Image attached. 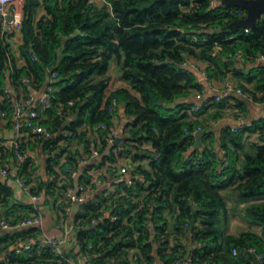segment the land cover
Segmentation results:
<instances>
[{"label":"trees","instance_id":"1","mask_svg":"<svg viewBox=\"0 0 264 264\" xmlns=\"http://www.w3.org/2000/svg\"><path fill=\"white\" fill-rule=\"evenodd\" d=\"M105 1L99 5L90 0H44L46 15L37 21L41 1L26 0L20 47L26 58L24 68H17L10 35L0 29V113L10 111L7 87L38 92L56 72L53 106L45 111L43 122L53 135L65 127L67 139L85 142L83 149L91 156L89 134L105 124L108 130L98 138L103 145L108 143V131L114 128L109 109L116 100L133 119L128 153L135 163L147 161L149 168L137 165L142 179L90 199L74 218L65 216L66 203L59 201L74 182H64L56 173L52 181L32 187V194L44 191L55 197L59 221L73 222L80 252L89 254L92 264H156L154 246L163 264L185 262L188 242L194 246L189 264H232L235 248L246 250L237 256L238 264H252L247 251L258 243L257 237L249 232L228 235L222 228L228 218L223 192H233L239 203H250L249 217L264 221V204L257 202L264 198V126L226 131L220 145L215 144L214 134L200 120L208 106L203 104L202 110L195 111L197 103H189L201 88L194 72L183 63L189 58L215 79L229 78L230 60L239 51L242 58L255 63L264 54V16L247 32L232 26L238 19L230 12L242 9L225 5L224 0H217L214 7L212 0ZM192 35L200 41H192ZM113 60L131 90H118L104 102ZM233 75L241 76L243 70H234ZM23 78L30 79L29 85ZM257 83L264 93V79ZM76 99L74 106H67ZM193 99L197 100L196 94ZM199 130L204 134L200 150L194 149ZM256 133L257 138L251 139L250 134ZM63 136L46 146L53 151L65 140ZM143 145H150L152 151L142 150ZM0 152L4 157L13 155L2 146ZM76 154L69 153L63 166L78 171V156L82 157ZM113 159L114 154L107 155L97 165ZM95 166L87 167L79 183L90 184L88 171ZM30 168L29 161L20 171L27 182ZM12 196L8 184L0 182V217L1 213L9 221L29 217L33 205L28 215L8 218L18 211L10 207ZM101 216L102 221L91 224ZM39 235L35 227L1 232L0 264H66L70 260L65 251L57 258L41 244ZM27 243L32 244L29 250H25Z\"/></svg>","mask_w":264,"mask_h":264},{"label":"crops","instance_id":"2","mask_svg":"<svg viewBox=\"0 0 264 264\" xmlns=\"http://www.w3.org/2000/svg\"><path fill=\"white\" fill-rule=\"evenodd\" d=\"M41 1V6L37 11L36 20L39 21L42 17L46 15V9L44 6V0ZM93 2L99 3V0H92ZM26 0H21L19 2V8L24 16V5ZM9 41L11 44V50L15 55V63L17 68L21 69L26 66V58L21 53L20 47L23 45V35L21 32L13 33L9 36ZM199 66H203L198 64ZM198 78V73L194 67H189ZM243 70V75L235 77L233 75L234 70ZM110 80L108 82V87L105 91L104 102L116 91L121 89H129L131 87L122 80L121 72L115 60L110 64L109 70ZM226 77V76H225ZM227 77L231 78L233 82L243 90V94L238 93H227L224 90V78L214 79L217 85V92L208 91L207 95L202 100H194L196 93H193V98L189 103L206 104L208 106L206 112L200 117V120L205 122L209 126V130L215 136V144L220 145L222 141L223 134L226 131H231L234 133V128L240 127L244 128H259L264 126V93L260 92L258 89V81L264 79V61H251L245 60L244 58H234L230 60V67L228 68ZM47 86V83L40 91H36L37 95H40ZM221 96L223 100L221 102L216 101V97ZM186 100H179L178 103L185 102ZM72 117L70 116L69 119ZM133 119L126 116L125 106L121 103L119 104L115 118L113 119L114 128L118 131V136L121 138L122 147L114 145V142H110L103 145L100 141L99 133L102 131H92L89 134V139L91 141V152L92 155H88L83 149L84 143L78 138L67 139L65 127H62L59 132L54 133L51 137L36 138L35 140L25 139L23 140V145L29 152L35 155V162H32L33 169L31 171V180L29 181L32 187H38L42 182H50L55 178L56 173L60 175V178L66 179V172L62 169L67 167L63 166L66 164L67 157L69 153H79L78 156V172L79 177L86 172L89 165H96L92 170L88 171V175L91 176V198L105 197L107 194L114 189V180L116 174L119 170L126 168L127 171L124 174V178L128 182H132L136 179H142V176L135 170L137 165H142L144 169H148V162L135 163L129 151V130L130 124ZM240 129V130H241ZM65 140L60 141L53 151L52 147H47L46 144L51 139H56L57 137L63 135ZM256 134H250L251 139L257 138ZM16 133L13 130L11 124L1 118L0 116V146L1 142L12 141L16 139ZM116 137V138H117ZM132 145V144H131ZM142 150L152 151L150 145H143L140 147ZM97 152L95 156L94 153ZM76 154V155H77ZM114 154L113 161H106L104 165L99 166L101 159L107 155ZM57 155L59 157H57ZM7 158H10L7 161ZM55 158H57L55 160ZM24 163L19 159L14 157L12 154H8L6 157L0 152V182L7 183L8 186L13 191V196L11 198L10 207L15 206L17 213L14 216H9V219L15 220L17 217H24L29 213V207L33 205L31 196L26 193L21 186L18 184L16 175H22L21 170ZM9 167L13 175L9 177H3L1 174V168ZM62 167V169H61ZM64 167V168H63ZM55 172V173H54ZM97 179L96 184L93 181ZM65 182V180H64ZM79 182V178L77 180ZM223 194L226 197L227 207H228V218L226 221L222 222V228L226 230L228 235L239 236L242 233L249 232L257 237V244L250 247L247 251L252 257L254 264L255 259L252 254L253 249L264 255V221L259 219L255 220L249 217L247 208L250 203H239L236 200V196L231 191H225ZM55 197L51 195H46L44 191L40 194V199L36 203L39 208V213L43 218V223L37 228L40 232L39 240L48 239H61L68 237L69 244L65 246L64 251L70 254V260L74 264H86L83 254L80 252L79 246L77 244L74 232V224L71 220H68L65 225L61 224L56 213V204H54ZM59 201H63L60 198ZM260 204H264V198L257 201ZM3 211V210H2ZM1 211V212H2ZM0 218H6V213H1ZM62 225V226H61ZM4 232V231H1ZM0 232V233H1ZM194 246L188 242V248ZM240 253L245 252L244 248H239ZM191 251V252H192ZM153 255L155 257L156 264H163L158 256V246H154ZM239 253V255H240ZM4 255V254H3ZM233 255V254H232ZM235 261L232 264H238L236 262L237 256H234ZM3 259V257H1ZM257 264V263H256Z\"/></svg>","mask_w":264,"mask_h":264},{"label":"built area","instance_id":"3","mask_svg":"<svg viewBox=\"0 0 264 264\" xmlns=\"http://www.w3.org/2000/svg\"><path fill=\"white\" fill-rule=\"evenodd\" d=\"M21 0H0V29L12 35L16 32H21L22 24H23V14L21 9L19 8V2ZM92 1V0H90ZM100 2H106L105 0H99ZM218 3L217 0L211 1V7L216 6ZM233 17H236L238 20L243 19L246 17L245 10H238L230 12ZM11 17L8 20V17ZM226 21H228L226 19ZM245 31L249 32L251 29H244ZM192 41L199 42L200 39L195 35L191 36ZM206 41V39H204ZM221 47L219 45L216 46V51H220ZM235 58H242V52L239 51L235 54ZM256 61H264V54H260ZM183 66L187 67H194L198 73V78L196 80V84L201 88L196 92V99L202 100L208 93V91L217 92V85L214 79L210 76L209 72L206 70L204 66H199L193 60L186 58ZM58 79V74L56 72H52L49 78L48 84L45 87V90L40 94L37 95L34 92H23L18 91L14 87H7L5 90L6 96L9 99L10 103V111H2L0 113L1 118L8 121L13 130L16 133V139L12 141H4L1 142V146L6 151H11L13 156L19 159L22 163L27 162H35V155L32 152H29L28 149L25 148L23 145V140L31 139L35 140L36 138L42 137H51L53 135L52 129L48 126L44 125L43 122L47 119V115L45 111L52 108L53 100H54V93H55V82ZM22 82L26 85H29L30 79L23 78ZM224 90L227 93H238L243 94V90L238 87L231 78H226L223 82ZM223 97L217 96L216 101L221 102ZM76 100L69 101L67 103L68 107H72L76 104ZM203 104H197L194 107L195 111L202 110ZM65 105L61 104V109H63ZM118 108V102L114 100L112 102V106L109 109V112L112 116V119L115 118V114ZM94 131H106L108 130L107 125L99 124L93 128ZM241 128L236 127L234 128V132H238ZM200 131V130H199ZM108 139L110 142H113L116 137L118 136V131L116 128H112L108 131ZM97 155V152L94 153ZM226 152H222V156L224 158V165H228V160L226 158ZM10 158H7L9 161ZM127 169L122 168L119 170V173L116 174L114 180V189L112 193L116 192V188L122 185L126 181L124 178V174L126 173ZM67 178L65 182L70 183L74 182V185L65 192L63 201H65V216L68 218H73L74 215V205L76 203H80L81 207L87 203L91 198V183L89 185L81 184L77 182L79 178V172L77 170H71L69 168L66 169ZM1 174L3 177H9L13 175L12 170L9 167L1 168ZM16 179L18 184L21 188L31 196L33 201V213L29 217H24L19 221H9L6 218H0V232L1 231H11L14 229H29L32 227L40 226L43 223V218L39 213L38 205L36 204L40 199V195L32 194V186L29 182H27L25 176L16 175ZM63 179V178H61ZM63 181V180H62ZM98 182L97 179L93 181L94 184ZM131 183V182H129ZM67 185V184H66ZM67 187V186H66ZM104 216L107 215V211L104 210ZM77 215V214H76ZM75 215V216H76ZM103 216L99 218H94L91 220V224H97L99 221H102ZM70 220V219H69ZM67 220H62L61 224H64ZM62 226V225H61ZM68 237L61 238V239H48V240H41V244L47 248H50L52 252L56 255L57 258H60L63 255L65 246L69 244ZM32 248L31 243L25 244V250H29ZM240 253L239 248H235L233 250V255L238 256ZM254 256L255 262L254 264H264V255L257 253L254 249L252 251ZM86 264H92L91 256L89 254L83 255ZM189 260L183 262L181 260H177L175 264H189ZM66 264H74L71 260H68Z\"/></svg>","mask_w":264,"mask_h":264},{"label":"water","instance_id":"4","mask_svg":"<svg viewBox=\"0 0 264 264\" xmlns=\"http://www.w3.org/2000/svg\"><path fill=\"white\" fill-rule=\"evenodd\" d=\"M223 4L237 7L246 11L245 18L235 21L233 23L232 26L235 29H252L257 25L259 19H261L264 16V0H224ZM10 19L11 17L9 16L8 20ZM165 63H168V61H165ZM203 136L204 134L201 131H198L195 134L196 141L194 144V149L200 150L203 148ZM114 145L118 147H122L120 137H117L115 139ZM80 207H81L80 203H76L74 205L73 218L78 213ZM191 251H192V247L190 246L185 256L186 261L189 260Z\"/></svg>","mask_w":264,"mask_h":264},{"label":"rangeland","instance_id":"5","mask_svg":"<svg viewBox=\"0 0 264 264\" xmlns=\"http://www.w3.org/2000/svg\"><path fill=\"white\" fill-rule=\"evenodd\" d=\"M98 4H99V5H102V2H99ZM133 254H134V251H131V252H130V258H132ZM131 260H132V259H131Z\"/></svg>","mask_w":264,"mask_h":264}]
</instances>
